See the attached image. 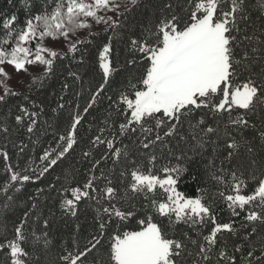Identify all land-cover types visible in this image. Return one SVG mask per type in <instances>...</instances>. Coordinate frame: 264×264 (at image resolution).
Here are the masks:
<instances>
[{
	"label": "snow or ice",
	"instance_id": "6c2138e0",
	"mask_svg": "<svg viewBox=\"0 0 264 264\" xmlns=\"http://www.w3.org/2000/svg\"><path fill=\"white\" fill-rule=\"evenodd\" d=\"M8 3L13 4V0H8ZM53 3L54 6L48 0H31L30 3L25 0L27 12L23 26L13 27L18 22L15 13L3 20L5 31L0 36V66L7 63L17 72H26L27 65H44L47 78L53 73L55 59L67 54L46 46L45 38H67L76 29L89 27L88 17L103 20L98 11L111 6L110 0H53ZM131 3L138 6V0H131ZM173 7V3H166L164 8L170 15L162 16L154 28L146 27L141 39L131 40L132 51L144 54L149 64L138 83L129 81L131 92L121 91L118 102H113V111L123 116L124 122L113 121L109 112L103 121L104 127L98 129L100 134L91 140L94 148L106 145V153L94 161L93 167L105 159H113L114 164L128 160L133 150H139L151 162H155L158 147L173 151L168 143L173 137H179L187 150H180L175 165L162 169L165 174L163 178L151 169L144 171L134 167L128 173L131 180L123 196L103 172L100 177L91 174L82 188H71L73 199H64L62 208L75 217L77 205L82 199L94 200L97 205L96 228L83 250L77 245L74 252L60 257L62 264H84L90 254L99 253L113 218L124 221L135 214L134 206L122 210L118 205L121 201L127 203L136 197L147 201L145 217L138 222L143 227L116 234L107 250V258L102 254L99 257L93 255L92 264H264V237L259 242V255L255 241L249 239L257 233V225L264 227V0H185L184 5L177 0L176 7L187 11V22L182 27L180 17L171 11ZM153 39L155 42L151 43ZM34 41L33 51L29 45ZM110 49L111 45L105 44L100 53L105 83L90 96L83 113L79 111V105L68 113L66 134L58 136L55 147L50 145L43 151L39 158L42 167L37 170L29 165L17 171L9 163L8 153L0 151L7 174L6 181L0 185V194L6 198L0 207V216H6V210L16 203L14 196L8 195L9 191L20 192L23 184L32 180L33 175L39 180L49 169L71 156L78 143L77 130L84 114L97 104L112 74L108 55ZM68 51L75 53L77 44L70 43ZM128 63L135 65L137 61L132 59ZM0 74L7 75L3 67H0ZM69 75L80 79L74 72ZM39 82V78L34 79V83ZM68 87L66 83L63 85V89ZM7 93L17 95L10 89ZM108 99L111 101V97ZM0 102L6 103L5 95H0ZM64 107V104H58L52 112L56 114ZM240 110H243V114L233 115ZM38 116V112H29L28 108L21 107L15 121L24 123L27 117V132L33 134L37 130ZM254 117L259 118L258 123L254 122ZM225 118L223 146L227 149V155L220 159V121ZM185 123L187 131H184ZM249 130L255 133L251 137L245 135ZM4 132H8L7 127ZM105 132L109 133L111 139L102 138ZM137 133L139 135H135ZM128 134L135 135V139L130 144L121 141V146L117 147V140ZM26 147L22 145L20 151L23 152ZM208 148H211V156L205 168L209 177L219 184L227 183L231 192L228 195L220 192L219 196L234 216L239 215L237 209L246 212L245 220L239 227L234 222L218 223L212 202L206 203L203 195L187 197L178 191L179 183L189 170L188 166L196 163L197 158H204ZM242 150L247 157L249 177L256 181L248 194L242 192L246 184L240 176L244 172L239 168L225 167V163L239 157ZM90 154L83 153L85 157ZM216 160H219V166ZM132 163L135 164V161ZM68 167L71 169L72 165ZM16 168H19L18 164ZM238 171L240 176L237 175ZM29 172L33 175L27 174ZM124 176L122 171L121 177ZM226 176L231 177V182H226ZM99 179L106 180L103 187L95 183ZM68 190L64 189L65 192ZM158 190L164 194L159 199L155 195ZM105 203L108 206H104ZM141 207L145 206L142 204ZM32 208H36L35 203ZM154 216L164 218L167 223L153 222ZM27 219L28 212H25L24 220L14 228V238L0 243V251L7 249V264H28L25 258L29 253L23 247L27 239L24 235ZM43 223L48 225L47 220ZM209 223L212 227L204 234L202 229ZM181 224L195 231L196 238L187 233L180 239L171 238L172 230ZM76 227L79 229L80 225ZM242 230V242L233 245L229 252L227 241H221L219 237L225 233L239 236ZM32 235L36 242L43 237L44 245H49L47 232L41 235L33 232Z\"/></svg>",
	"mask_w": 264,
	"mask_h": 264
},
{
	"label": "trees",
	"instance_id": "16d2710c",
	"mask_svg": "<svg viewBox=\"0 0 264 264\" xmlns=\"http://www.w3.org/2000/svg\"><path fill=\"white\" fill-rule=\"evenodd\" d=\"M24 2L25 0H13V4H9L8 0H0V36L5 31L2 27L3 20L7 19L9 14L15 13L18 17V22L13 27L23 26L27 12ZM28 2L30 3L31 0ZM48 2L54 6L53 0H48ZM169 2L173 3L174 7L171 11L180 17V26L182 27L183 23L187 22V11H181L179 7H176L177 0H138V6L133 5L131 0H114V8L102 15L103 20H98L100 28L89 32L78 41L75 53L68 51L66 52L67 55L56 58L53 73L50 76L45 78L43 74L38 77L39 83H34L33 80L23 90H11L17 95H9L7 92L4 94L6 103L0 102V151L8 153V161L15 170L19 171L29 165L38 170L43 166L39 159L43 151L50 145L55 147L58 136L66 134L69 122L68 113L76 109L77 105H79V111L83 113L90 96L101 84L105 83L104 72L100 66V53L105 44L111 45L108 55L113 68L112 74L108 77L107 84L98 98L97 104L87 114H84L77 130L78 143L74 146L71 156L66 161L49 169L39 180L35 179L32 172L27 173L33 175V179L25 182L20 192H8V195L14 196L16 203L10 210H6V216H0V243L14 238V228L24 220V213L28 212V219L24 224V235L27 239L23 242V247L29 253L28 257L25 258L28 264H62L60 260L62 255L67 252H74L77 245L83 250L87 241L91 239L90 234L96 228L95 209L97 205L94 200L84 198L77 205V216L73 217L67 214L61 205L64 199H73L71 188H82L91 174L94 173L100 177L103 172L107 179L112 181V186L117 187L120 195L123 196L124 189L131 180L128 173L134 167H139L144 171L151 169L154 174L163 178L165 174L162 169L166 166L175 165L180 150H187V146L179 141V137H173L168 141L169 147L173 151L169 152L166 148L158 147L155 162H151L139 150H133L128 160H121L114 164L113 159H105L93 167L94 161L106 153V145L94 148L91 140L95 135L100 134L98 129L104 127L103 121L109 112L112 113L113 121L124 122V117L113 111L115 107L113 102H118L121 91L131 92L129 81L138 83L149 64V61L144 59V54L132 51L131 40L133 38L141 39L146 27L152 26L154 28L162 16L170 15V12L164 8V5ZM178 2L181 5L185 4V0H178ZM112 15H115V18ZM253 15H256L255 9H253ZM150 42L154 43L155 41L153 39ZM132 59L137 61L135 65L128 63ZM70 72L76 73L80 79H75L69 75ZM65 83L69 85L67 89H63ZM108 97H111V101ZM58 104H64L65 107L54 114L52 109H55ZM21 107L28 108L29 112L36 111L39 113L37 130L33 134L27 132V117H25L24 123L18 124L15 121V116L20 114ZM241 114H243V110L233 113L234 116ZM53 117L55 118L53 119ZM253 119L254 122H259L258 117ZM211 122L210 119L209 123ZM226 123V118L220 121L219 134L221 139L219 143L221 148L218 153L220 159L227 155V149L223 146V129ZM5 127L8 128V132H4ZM184 131H187V123L184 125ZM254 134L252 130L245 133L249 137ZM135 135H139V133ZM135 135L121 136L117 140L116 146H121V141L123 144H130L135 139ZM105 137L111 139L107 132L102 136V138ZM22 145H27L23 152L20 151ZM84 152L91 154L85 157ZM210 156L211 148H208L204 158H197L196 163L188 166L189 170L179 183L178 191L183 192L187 197L203 195L206 203L212 202L211 207L218 223L234 222L239 227L241 222L245 220L246 212L237 209L239 215L234 216L226 207V202L219 196V193L223 192L228 195L231 192L227 183L219 184L209 177L205 165ZM132 161H135V164ZM4 164V158L0 156V185H3L7 179ZM17 164L19 168H16ZM69 164L72 165L71 169L68 167ZM216 164L219 166V160H216ZM225 167L229 169L239 168L240 171L244 172L243 176H240V171L237 172V175L246 184V187L242 188V192L248 194L256 181L249 177L247 172L248 161L243 150L241 155L233 159L231 163L226 162ZM122 171L125 173L123 178L121 177ZM225 180L231 182V177L226 176ZM95 183L99 187H103L106 180L99 179ZM65 188L69 190L65 192ZM155 195L159 199L164 194L162 190H158ZM5 199V196L0 194V207L4 205ZM33 203L36 204L34 209L32 208ZM112 203H116V201ZM142 204L145 207H141ZM104 206H108V204L105 203ZM118 206H121L122 210L134 206V216L124 221L113 218L112 224L106 230L100 252L90 254L84 264H92L93 255L99 257L102 254L107 258V250L112 242V237L116 234L121 231H137L143 227L138 222L145 217L147 201L143 200L142 197H136L127 203L121 201ZM44 220L48 221L47 226L44 225ZM153 222L167 223L164 218L158 216H154ZM77 224L80 225L79 229L76 227ZM211 227L212 225L209 223L207 227L202 229L203 233L207 234ZM257 229V233L249 239L255 241L256 252L259 255V242L261 237H264V227L257 225ZM248 230L250 231V227ZM33 232L36 235L47 232V238L50 240L49 245H44L43 237L39 242H36L32 235ZM184 233L196 238V232L183 224L177 225L170 236L174 239H180ZM243 235L244 231L242 230L239 236L225 233L219 239L227 241L228 250L231 252L233 245L242 242L241 237ZM244 250L247 251V247ZM6 252L7 249L0 251V264H7Z\"/></svg>",
	"mask_w": 264,
	"mask_h": 264
},
{
	"label": "rangeland",
	"instance_id": "374dc122",
	"mask_svg": "<svg viewBox=\"0 0 264 264\" xmlns=\"http://www.w3.org/2000/svg\"><path fill=\"white\" fill-rule=\"evenodd\" d=\"M87 2H92V0H87ZM114 0H110V7L108 9H100L98 11V15L102 16L105 12H108L114 8ZM115 18V15H112ZM81 19H84L81 17ZM87 23L90 25L86 28H79L76 29L74 32L69 33L67 38L65 37H58L55 40L51 37L45 38L44 44L46 46L52 47L54 50L58 52L66 53L68 52V46L70 43H77L80 41L86 34L89 32L100 28V24H98V20L92 17L87 18ZM36 42H32L29 45L35 50ZM47 55V54H46ZM3 67L7 75L0 74V95H4L8 89L17 91L23 90L26 86L31 83L35 78H38L44 74L45 67L44 65H27V71H20L17 72L14 70V67L5 63L4 65L0 66Z\"/></svg>",
	"mask_w": 264,
	"mask_h": 264
}]
</instances>
